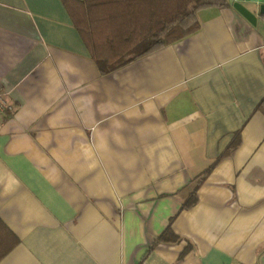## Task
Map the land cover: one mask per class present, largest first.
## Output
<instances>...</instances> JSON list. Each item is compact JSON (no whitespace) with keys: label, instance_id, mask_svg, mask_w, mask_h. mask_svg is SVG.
<instances>
[{"label":"crops","instance_id":"obj_1","mask_svg":"<svg viewBox=\"0 0 264 264\" xmlns=\"http://www.w3.org/2000/svg\"><path fill=\"white\" fill-rule=\"evenodd\" d=\"M229 2L104 73L64 0H0V264H264V15Z\"/></svg>","mask_w":264,"mask_h":264},{"label":"trees","instance_id":"obj_2","mask_svg":"<svg viewBox=\"0 0 264 264\" xmlns=\"http://www.w3.org/2000/svg\"><path fill=\"white\" fill-rule=\"evenodd\" d=\"M64 3L92 59L104 73L198 31L199 10L230 5L229 0H64ZM196 201L193 192L184 207ZM169 231L168 227L160 239H167Z\"/></svg>","mask_w":264,"mask_h":264},{"label":"water","instance_id":"obj_3","mask_svg":"<svg viewBox=\"0 0 264 264\" xmlns=\"http://www.w3.org/2000/svg\"><path fill=\"white\" fill-rule=\"evenodd\" d=\"M245 3L256 5L258 13L264 15V0H234L233 6L250 22L255 23L257 14L250 10Z\"/></svg>","mask_w":264,"mask_h":264},{"label":"built area","instance_id":"obj_4","mask_svg":"<svg viewBox=\"0 0 264 264\" xmlns=\"http://www.w3.org/2000/svg\"><path fill=\"white\" fill-rule=\"evenodd\" d=\"M12 107L6 103V101L0 96V115L10 111Z\"/></svg>","mask_w":264,"mask_h":264}]
</instances>
